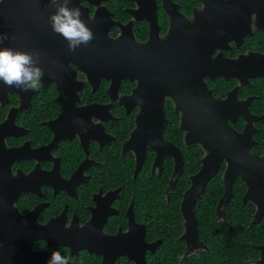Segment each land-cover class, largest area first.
Wrapping results in <instances>:
<instances>
[{
    "label": "flooded vegetation",
    "instance_id": "flooded-vegetation-1",
    "mask_svg": "<svg viewBox=\"0 0 264 264\" xmlns=\"http://www.w3.org/2000/svg\"><path fill=\"white\" fill-rule=\"evenodd\" d=\"M3 1L0 0V4ZM234 1L233 5L237 10L241 9L240 0ZM242 1L246 6L253 7L247 25L250 32L243 37L240 44L231 40L225 46L228 48H217L212 53L208 65H213L212 60L222 51L228 60L254 56L261 72L264 73V0ZM32 2L30 5L19 3L14 6L21 11L20 15L16 16L20 20H16L25 24L23 29L31 28V32L27 30L23 33L24 41H41L40 44L43 45H25L21 48L27 53H38L42 57L45 55L42 53L44 51L47 52V57L49 54L53 57L50 61L39 60L38 67L44 73L42 79L47 80L44 84L41 81L39 89L32 90L36 94L31 100L9 94L8 104L1 106L0 124L5 121L10 109L20 108L22 105L26 107L30 101L16 119V125L23 133L8 137L5 141L8 149L18 151L15 160L0 149V264H47L55 251L68 257L69 264H104V255L97 253L98 244L102 242L105 243L104 249L108 250L109 258L106 264H136L133 259L134 249L136 246L141 248L142 240L147 244L162 241L154 253L146 251L147 264H150V255L156 254L164 245L163 238L152 239L150 233L161 235L166 225L160 218L150 223L147 221L151 216L147 204L149 201L140 206L135 195L139 188H143V184L148 185L149 179L138 181V177L150 165L152 176L168 180L165 189V201L168 202L171 192L176 188L171 190L170 196L167 195L174 173V160L167 157L162 170L155 169L156 152L148 148L146 161L136 174V154L132 151L125 152L124 146L138 128V123L145 129H148L150 122L153 125L161 123V110H164L168 120L164 130L166 141L181 150L175 140L183 136L186 148L197 146L186 145V133L181 129L182 112L176 110V100L167 92L180 89L181 69L186 70L189 67L193 72L195 62L198 71L197 58L198 54L202 53L198 52V44L190 41V30L199 17L205 16L198 14L205 6L200 0H169V4H166L168 0H71L69 7L80 8L82 16L88 18L94 39L87 45L79 46L75 51H69L67 41L52 31L49 17L55 9L50 6V0ZM13 4L15 3L9 4V7ZM166 7L177 8L186 23L180 24L179 31L181 34H189L190 37L180 36L174 42H167L172 19ZM3 11H0V18L6 19V13ZM98 15L104 22L101 25L98 24ZM240 27L241 21L239 27L229 33L230 37H239ZM106 29L111 39H117L123 34L132 38L134 44H131L129 53L137 60L132 65L133 76L121 84L117 101H112L107 93L111 82L102 81L98 88L97 79L90 82L88 75L81 70V67L87 68L88 60L94 54H98V40L101 37L98 32L102 34ZM148 44V48L141 47ZM211 47L212 43H207L201 46V49L209 50ZM193 55L196 60H193ZM70 56L73 59L69 60L68 66L76 74V84L82 85L78 92L79 100L76 102L74 97L69 100L67 97L70 93L65 91L73 83L64 81V61ZM54 72H62L59 83L54 78ZM206 83L218 99L225 100L230 93L237 90V100L241 103L252 99V107L255 99L264 98V76L251 78L247 84L236 78L206 79ZM140 84L143 85V91L137 95L136 90ZM104 86L107 101L103 102L104 98L98 97V94ZM161 96L164 98V106L160 104ZM123 97L129 98L126 105L121 103ZM60 98L63 102L66 101L67 106H70L73 100L76 103V108L72 106L73 109L68 110L69 116L63 121H60ZM90 105L110 106L109 120L103 121L98 115L90 118L79 112V109ZM242 119L239 118L236 124L230 122L240 133L244 128L239 131L237 124ZM58 120L54 125L55 130L47 126V123H55ZM142 122L148 125L145 126ZM171 122L178 124L177 132L175 129L174 134L169 137L174 136V140L167 138L166 131ZM98 125L104 128V132H99ZM255 135L252 153H255L253 149L258 145ZM120 138V144L117 146ZM150 156L152 160H149ZM169 159L173 162V168L169 167ZM131 163L133 169L129 171ZM111 166H118L120 174L110 172ZM130 211L133 213V219L129 215ZM217 219L219 222H225L227 213L221 218L217 215ZM56 220L57 229L50 227ZM184 223L183 219L182 224L175 221L172 225V228L183 227L181 235L175 238L183 245V249L177 250H180L181 254L177 255L176 264H194L200 254L212 256L211 248L200 236L199 239L203 242L201 245H189L183 240ZM42 230L43 236H37ZM59 232L64 235L66 241H75V245L55 244L53 234ZM36 236L40 238H35ZM115 237L118 239L110 240ZM123 251L126 253L121 254Z\"/></svg>",
    "mask_w": 264,
    "mask_h": 264
},
{
    "label": "water",
    "instance_id": "water-1",
    "mask_svg": "<svg viewBox=\"0 0 264 264\" xmlns=\"http://www.w3.org/2000/svg\"><path fill=\"white\" fill-rule=\"evenodd\" d=\"M204 4L205 8L198 14L205 15L199 17L198 22L192 26L190 32L194 44H198L199 51L202 54H198V71L196 70L195 62L193 66V72L191 68L186 70L181 69L182 84L180 89L173 92H167L176 100V110L182 112L181 129L186 133L185 143L188 147L192 145L201 146L205 155L201 161V168L195 175L190 177L191 186L184 193L183 200L180 206V211L184 219L185 234L183 240L189 245L196 246L197 244H203L199 239L198 220L196 216V205L201 200L203 194L209 182L216 177V175L225 167L222 179L224 183V194L220 199L216 212L218 218L226 216V208L230 204L234 196V184L237 179H241L246 185V193L242 198L244 204L251 203L255 206L256 211L253 215L252 224L259 225L264 218V152L262 155L251 152L252 146L255 144L254 135L258 132L256 124L264 119V116H256L251 112V102L249 99L244 102L237 100V93H230L227 99H218L214 97L213 92L208 88L206 79H240L242 83L247 84L248 80L255 77L264 76L261 72V67L258 65V60L254 56L242 57L238 60H228L224 57L223 52L219 56L212 60L213 65H208L209 60L212 58V53L217 49H225L228 47L227 43L231 40H235L237 44L242 42L243 37L250 32L247 25L249 23L253 7L246 6L243 1L240 0L241 9L237 10V7L233 5L234 0H200ZM13 4L9 7V4ZM32 4V0H4L0 4V11L6 13V19L0 18V37H6L3 42L0 43V48H10L16 51L25 52L22 46L28 45L29 47L40 44L41 41H24L23 33L31 28L23 29L24 23L17 15H20L21 11L15 9L16 4ZM169 0L166 4H169ZM6 5V9H5ZM235 6L236 9L233 7ZM167 8V7H166ZM172 19V26L170 34L167 38V42H174L177 37L189 36V34H181L180 24H186L183 16L178 12L177 8H167ZM234 12V13H232ZM213 13V16L211 14ZM99 14V12H98ZM83 22L89 28L88 18L81 16ZM17 19V20H16ZM86 19V20H85ZM99 25L103 24L101 16L98 15ZM239 21H241V31L239 37H230L229 33L239 27ZM98 25V26H99ZM101 37L98 40V54H94L92 58L88 60L89 65L87 68L81 67V70L85 72L90 82L93 80L98 81V88L102 81L111 82L107 93L110 95L112 101H117L119 98V90L124 80H128L133 76L132 65L136 62V58H132L129 53L131 44H134L132 38L123 34L117 39H111L108 35V29L104 30L102 34L98 32ZM190 37V36H189ZM31 39V38H30ZM182 40V38H180ZM63 40V39H62ZM183 41V40H182ZM27 42H29L27 44ZM212 43V47L207 50L201 49V46ZM43 44H40V46ZM141 46L144 49L149 47ZM195 52V51H194ZM43 57L39 55V60L47 59L51 60L53 56L51 54L46 55L47 52H42ZM72 56L65 60L63 70H66L64 74V81L73 82L65 91L69 92V100L74 97L75 102L79 100L78 92L81 90L82 85L76 84V74L69 68V60H72ZM193 60H196L193 55ZM77 62V61H76ZM79 65V64H78ZM81 66V65H80ZM54 78L59 83V77L62 73L54 72ZM53 74V72H52ZM46 76V75H45ZM58 78V79H57ZM47 79H42V83ZM142 83V82H141ZM68 85V84H67ZM179 86V85H178ZM175 89V88H174ZM143 91V85L140 84L136 90L138 95ZM177 91V92H176ZM9 94H15L22 99L31 100L32 96L36 92L32 90L21 91L15 87H8L3 83H0V114L1 106H6L9 102ZM67 94V93H65ZM67 96V95H66ZM64 100V99H63ZM74 100L70 106L66 105V101L63 102L62 98L59 102L62 106V115L60 121L67 119L69 116L68 110L73 109L75 106ZM129 98L123 97L121 103L126 105ZM30 101H28V104ZM160 104L164 106V98L160 97ZM26 107L23 105L20 108H12L9 110L6 119L0 124V149L6 151L7 155L15 157L18 151L8 149L6 145V138L16 137L23 133L22 129L16 125V119L20 111H23ZM76 108V106H75ZM110 106L90 105L79 109V112L88 117L97 116L99 119L106 121L109 120ZM162 116L161 123L153 125L152 122L148 125L142 122L145 126L148 125V129H145L138 123V128L132 134L130 140L125 144L124 151H132L136 154V174L142 169L143 164L147 158L148 148L153 149L156 152V159L154 162V168L162 170L164 160L167 157H171L174 160V173L170 181V185L167 189V195L170 196L171 190L176 187L179 178L184 173L185 161L182 151L174 144L166 141L164 137V130L168 122L165 118L164 110H161ZM239 118H243L246 122L244 130L240 133L231 124H236ZM55 123H47V126L55 130ZM99 132H104V128L98 125ZM145 130L147 134H145ZM58 133H56L57 139ZM55 142L50 146L51 148ZM47 148V147H46ZM8 156V157H9ZM14 161H12L13 163ZM10 163V164H12ZM129 215L133 219L132 211ZM50 227L57 229V220L51 223ZM137 228V225L135 224ZM43 230L37 236H43ZM145 235V230L142 232ZM35 238H40V237ZM54 243L57 245H75V241H66L62 233H54ZM118 237L111 238L115 241ZM144 239V238H143ZM32 239L30 240V243ZM162 244V241L155 242L154 244H147L145 240H142L141 248L134 249V257L136 264H147L146 251L150 250L152 253L156 251V248ZM105 243L98 244V254L104 255V264L109 258L108 250ZM256 250L260 252V259L257 264H264V245L255 246ZM126 253V252H125ZM124 251L121 254H125ZM132 258V257H131Z\"/></svg>",
    "mask_w": 264,
    "mask_h": 264
},
{
    "label": "trees",
    "instance_id": "trees-1",
    "mask_svg": "<svg viewBox=\"0 0 264 264\" xmlns=\"http://www.w3.org/2000/svg\"><path fill=\"white\" fill-rule=\"evenodd\" d=\"M105 88L106 86L98 94V97L104 98L103 102L107 101ZM251 110L255 114L264 115V98L255 99ZM40 117L45 119L42 115ZM244 126L245 121L242 119L237 124V129L242 131ZM257 127L259 132L255 135V140L258 142V145L254 147L253 152L261 155L264 150V119L257 124ZM175 129L177 132L178 124L171 122L166 131L167 138L170 137V134H174ZM121 138L118 140L117 146H119ZM169 139L174 140V136ZM175 142L180 146L185 158V173L179 180L176 188L171 192L168 202L165 201V189L168 180L166 181L164 177L156 178L152 176L150 174V165L138 177V181L149 179L148 185L142 183L143 188H139L138 193L135 195L140 206L145 201H149L147 204H149L148 209L151 216L148 217L149 220L147 219V221L150 223L160 218L164 220L166 225L165 229L161 231V235L150 233L152 239H164V245L158 249V252L150 255V264L177 263V255L181 254L180 250H177L183 249V245L178 243L175 238L181 235L183 227L176 226L172 228V225L175 221H178L179 224L183 223L180 212L183 194L190 187V176L198 173L200 170L201 161L205 155L200 146L186 148L183 143V136H180ZM151 155L154 157L153 154ZM152 157L150 156L149 160H152ZM169 164V167L173 168L171 159H169ZM129 166V171H131L133 164L131 163ZM117 167L111 166L110 172H113L115 175L120 174V169ZM224 170L222 168L216 177L209 182L205 193L196 205L199 236L211 248L212 256L211 254H200V257L197 261L195 260L196 262L194 261V264H256L260 259V253L256 250L255 246L264 245V218L259 225L252 224L256 208L251 203H243L242 198L247 188L241 179H237L234 184V196L226 208V221L219 222L217 219L216 209L224 194L222 179ZM154 224L156 225L157 223ZM171 231H175V233Z\"/></svg>",
    "mask_w": 264,
    "mask_h": 264
},
{
    "label": "clouds",
    "instance_id": "clouds-1",
    "mask_svg": "<svg viewBox=\"0 0 264 264\" xmlns=\"http://www.w3.org/2000/svg\"><path fill=\"white\" fill-rule=\"evenodd\" d=\"M70 3L71 0H50V6L55 11L49 17V22L52 31L67 41L69 51H75L79 46L90 43L94 35L81 19L80 8L69 7ZM5 38L0 37V43ZM38 64V53L0 48V83L21 91L39 89L44 73ZM47 264H69V258L55 251Z\"/></svg>",
    "mask_w": 264,
    "mask_h": 264
}]
</instances>
